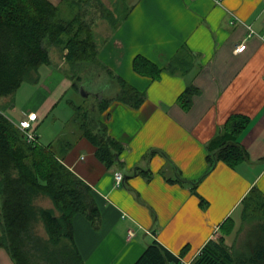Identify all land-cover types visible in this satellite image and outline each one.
<instances>
[{"label": "crops", "instance_id": "1", "mask_svg": "<svg viewBox=\"0 0 264 264\" xmlns=\"http://www.w3.org/2000/svg\"><path fill=\"white\" fill-rule=\"evenodd\" d=\"M127 4V16L116 29L97 31L108 38L100 40L98 72L84 74L90 79L86 87L80 82L82 93L87 91L83 95L95 96L92 108L108 100L96 112L122 146L111 166L100 161L79 127L60 122L66 116L53 115L54 124H46L66 93H78L62 56L39 68V79L23 102L14 98L8 104V97H0V106L16 123L37 113L38 142L44 137L42 145L53 143L64 164L91 187L100 212L97 224L82 214L73 217L84 264H133L153 239L181 255L183 264H191L212 238L221 236L232 249L243 246L248 239L243 200L253 187L264 194V0ZM242 41L244 51L235 52ZM138 55L163 67L159 77L134 69ZM173 57L181 67L165 69ZM116 77L144 92L139 107L117 98ZM187 86L193 92L184 105L178 98ZM236 114L246 118L235 136L246 156L235 165L218 159L207 172L208 157L217 149L211 141L227 131L228 118ZM116 172L123 174L120 185ZM0 264H14L1 245Z\"/></svg>", "mask_w": 264, "mask_h": 264}, {"label": "trees", "instance_id": "2", "mask_svg": "<svg viewBox=\"0 0 264 264\" xmlns=\"http://www.w3.org/2000/svg\"><path fill=\"white\" fill-rule=\"evenodd\" d=\"M119 7L118 1L108 7L103 0H62L59 4L51 0H0V97H8L11 104L23 83L37 82L39 68L52 63L50 49L54 46L60 49L64 69L66 64L74 68H68L71 75L67 74L73 90L79 92L82 75L98 68L100 21L112 31L116 29L128 13L126 10L117 19ZM179 66L181 62L173 57L165 69L175 71ZM133 67L152 78L159 77L163 69L139 55ZM115 79L117 98L139 107L144 92L121 77ZM192 92L193 87L187 86L178 99L188 105ZM107 104L108 100L102 99L93 108L74 106L75 112L83 111L82 116L73 112V118L82 135L96 146L100 161L111 166L122 146L97 120L96 111ZM245 121L238 114L228 118L227 131L211 141L217 149L208 157L207 172L218 159L235 165L246 156L235 139ZM38 139L36 134L34 141H27L0 106V245L14 264H84L74 238L73 217L82 214L97 224L99 207L91 187L64 164L55 145H42ZM43 197L50 200V206L37 203ZM242 206V219L248 225L243 246L232 249L221 236L209 239L191 264H264V194L253 187ZM133 264L183 263L181 255L153 239Z\"/></svg>", "mask_w": 264, "mask_h": 264}, {"label": "rangeland", "instance_id": "3", "mask_svg": "<svg viewBox=\"0 0 264 264\" xmlns=\"http://www.w3.org/2000/svg\"><path fill=\"white\" fill-rule=\"evenodd\" d=\"M117 1H119V0H117ZM127 1H129V0H122L121 6L119 7V9L115 13V16H116L117 19L121 18L123 16V14L125 13V11L127 10V7H126L128 5ZM104 3L108 7H111V0H104ZM65 7L67 8L66 5H65ZM100 22L101 23L99 24V28L97 29L98 31L99 30H103V31H105V30L106 31H110L111 30V28H109L108 25L105 24V21L102 20ZM99 37H101V38H99V40H102V39H106L107 40L108 39V38H104V37H107V36H99ZM50 50H51L50 51V58H51L52 62H55V61L59 62L60 59H61L60 49L58 47L54 46ZM65 68H66L67 73H69L70 75H71V72H70V70H67L68 68L71 69L72 71H75L74 68H71L70 66H68V64H66ZM87 68L91 69V67H87ZM93 70H94V72L86 70L87 73H84V74L96 75V71L98 70V68L97 69L93 68ZM87 78L89 79V78H92V77L91 76H87ZM81 82H83L82 85H84L86 87L87 84L90 83V79H89V82H87V79L84 77V75H82V81ZM36 83L37 82H34V81L33 82H27L26 81L25 83H23L22 86L20 87L21 88L20 92L17 93L16 96H14V98L16 100L15 102H17V101H19L17 103L23 102L24 101L23 99L25 98V96L27 94H29V92L34 89V87H35L34 85H36ZM109 84H111V83H109ZM83 91H85V93H82L81 90H79V92L77 94H75L74 97L71 96L72 95L71 92L66 93V95L61 100V103L58 105L57 110H54L53 113L50 114V116L47 118L46 124H50V123L52 124L53 123L52 122L53 121V118H52L53 115H56V116L57 115H64V116H66L65 118H63V116H60V118H61L60 122L62 124H67L68 127H79V123L73 118V114H74L73 112L76 111L74 106L82 105V107L86 108L87 105H89L90 102H93L95 100V96H93V94H89V95L87 94V96H85L83 94H86L87 91H86V89H84ZM10 106L11 105H9V107ZM82 111L83 110H80V111H77L75 113H78V114H80V116H82L81 115ZM8 113H9V115H11V117L16 118L12 111H9ZM65 113H67V114L65 115ZM41 128H43V125L41 126ZM44 139L45 138L43 137L41 143L44 142ZM37 203L42 205V206H45V207L51 205L50 200L48 198H46V197L40 198L37 201Z\"/></svg>", "mask_w": 264, "mask_h": 264}, {"label": "built area", "instance_id": "4", "mask_svg": "<svg viewBox=\"0 0 264 264\" xmlns=\"http://www.w3.org/2000/svg\"><path fill=\"white\" fill-rule=\"evenodd\" d=\"M250 33H254V30L250 29ZM245 47H246V43L242 41L239 44L235 45L234 51L242 52L244 51ZM37 120H38L37 113L29 112L17 122L18 128L24 133L27 141H34L36 138L34 127ZM115 183L116 185H120L121 183H123V174L121 172H116ZM132 235H133V231L130 229L128 231V237H131Z\"/></svg>", "mask_w": 264, "mask_h": 264}, {"label": "water", "instance_id": "5", "mask_svg": "<svg viewBox=\"0 0 264 264\" xmlns=\"http://www.w3.org/2000/svg\"><path fill=\"white\" fill-rule=\"evenodd\" d=\"M81 92H82V90H81Z\"/></svg>", "mask_w": 264, "mask_h": 264}]
</instances>
